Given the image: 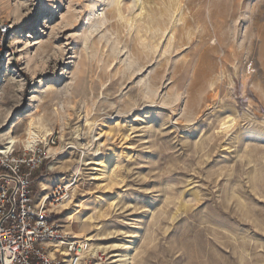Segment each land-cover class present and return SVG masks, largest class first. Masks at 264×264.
<instances>
[{"label": "rangeland", "instance_id": "1", "mask_svg": "<svg viewBox=\"0 0 264 264\" xmlns=\"http://www.w3.org/2000/svg\"><path fill=\"white\" fill-rule=\"evenodd\" d=\"M142 1L161 38L132 0H0V133L50 130L35 192L77 172L54 218L78 232L81 205L134 264H264V0ZM79 151L110 156L103 185Z\"/></svg>", "mask_w": 264, "mask_h": 264}, {"label": "built area", "instance_id": "2", "mask_svg": "<svg viewBox=\"0 0 264 264\" xmlns=\"http://www.w3.org/2000/svg\"><path fill=\"white\" fill-rule=\"evenodd\" d=\"M55 145L53 136L31 147L0 141V264H102L101 254L83 253L54 218L65 187L57 185L43 200L35 193L36 174L52 157L46 146Z\"/></svg>", "mask_w": 264, "mask_h": 264}, {"label": "bare ground", "instance_id": "3", "mask_svg": "<svg viewBox=\"0 0 264 264\" xmlns=\"http://www.w3.org/2000/svg\"><path fill=\"white\" fill-rule=\"evenodd\" d=\"M175 1H178V0H175ZM175 1L171 3L172 7H176L177 6V3ZM131 5H132L131 7L138 6V9H140L139 13L141 14V16L138 17V19H137L138 25L139 24L142 25V26L144 25V28H145L146 32H148L149 30L154 28V31L157 34L156 36H158V38H161L160 36H161L162 32H160V30H164V31L166 30L167 31V29L169 27V24L167 22H163L162 21L163 10L162 9L155 10L154 8L146 9V6H145L146 4H144V1H142V0H132ZM131 7L129 5L128 9L131 10ZM172 7L166 9V14H170L171 13ZM153 16H156V19H155L156 21L158 20L157 21V29L153 25H150V23H149V19L153 18ZM132 19H134L133 15H132ZM125 21L126 22L128 21L127 18L125 19ZM171 27H172V30H173V33H174L175 32L174 24ZM148 28H149V30H148ZM91 124H92L91 122L87 121V126H91ZM98 129H99V131H97L95 136H100L101 138H103L105 136L107 138H109L111 136V138H112L113 135H114V134H112L111 130H105L104 131V128H100V127ZM126 130L127 131L122 132V136L123 137H129L130 136L129 133L128 134L126 133V132H128V126H127ZM78 131H79V129H76L73 132L74 135L76 134L75 138L78 137V135H77ZM221 131L222 130H219L218 132H221ZM49 134H51L50 130H48L47 128H45L41 124H37L32 119L30 121L28 129L26 131V135H27V137L25 139L26 145L28 147H31V146H34L35 144H38V143L42 142V141H46ZM100 137H96V141L101 140ZM77 139L80 140L81 138L80 139L77 138ZM78 140H77V142L75 144H77L78 146H81L82 143L79 142ZM0 141L2 142V144H5L7 147L16 146L17 143L19 142V140L13 135V131L12 130H9V131L4 132V133H0ZM99 143L101 145L103 144L102 141H99ZM46 148L48 149L49 153H53V154L55 153L56 148L49 147V146H46ZM69 148L77 150V146L76 147L75 146H70ZM58 151H59V149H58ZM109 157L110 156H107V155L105 156L103 154L101 157L91 158V159H93V161H91L89 154H85V153L83 154V153L80 152V153L77 154V158L73 159V160H75L74 163H77V162L82 163V162H84L81 165H85V166L92 165V167H90L88 169L94 170V171H97V172L90 173L89 174L90 179L94 180V181H97L98 184L100 183V184L103 185L104 184L103 182L106 181L109 177H111V174H109L110 170L108 169V166L110 164L109 163V161H110ZM73 160H72V163H73ZM57 162H55L54 165H56ZM65 163H66V161H65ZM61 164H62V162H61ZM67 164H68L67 165L68 167L67 166H63L62 167V165H58V167L61 168V169L65 168L64 172H69L70 171L69 167L71 166L70 161H67ZM80 170H81V168H80ZM75 174L77 175L78 173L74 172V175L72 176L70 174V177H68L69 175L66 176V177L57 175L56 178L53 179L52 182H50V184H46V183H44L42 181V183H41L42 184L41 185L42 186L41 194L39 195L38 199H42L43 200V199L47 198L48 196H50V194L52 193V191H51L52 184L56 183L57 180H59V179L61 180V182L65 183L64 184L66 186L65 190L67 189V191L70 190L69 192H71V190H73L76 187V186H74V184L77 183V179L75 178L76 177ZM104 186L107 188L109 185H108V183H105ZM71 196L73 198L74 195H71ZM65 198L68 199V198H70V196H67V197L65 196ZM72 198L69 199V200L64 199L65 203L62 204L63 209L71 208V205L73 203V199ZM74 206H76L77 208H73L71 211H69L67 213V215H66L67 216L66 218H67L68 222H71V223L72 222H78L80 224L81 228H82L78 232H73V234H74L75 239L79 243V245L82 247L83 253H92V254H94L96 256L98 254H101V253H107V254L111 253L110 254V258H112V259L107 264H134V262L131 261V253L127 252V250L130 248V246H128L125 243L124 244H117V243L116 244L115 243L107 244V242L106 243L102 242L103 240L106 239V237L107 238H112V237H109L108 235H105L103 237V235L101 234L102 226H100V225L97 226L96 229H95V232H93V233H85L84 230H83V227L85 226L86 222L91 221V216H87V212H85L83 208L79 207L81 205L75 204ZM64 227H65V230L71 231V230H69L67 228V226L64 225Z\"/></svg>", "mask_w": 264, "mask_h": 264}, {"label": "crops", "instance_id": "4", "mask_svg": "<svg viewBox=\"0 0 264 264\" xmlns=\"http://www.w3.org/2000/svg\"><path fill=\"white\" fill-rule=\"evenodd\" d=\"M37 194V192H35Z\"/></svg>", "mask_w": 264, "mask_h": 264}]
</instances>
